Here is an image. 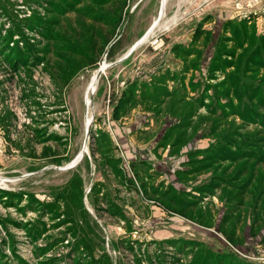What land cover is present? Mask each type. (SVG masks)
I'll return each mask as SVG.
<instances>
[{"label":"rangeland","instance_id":"obj_1","mask_svg":"<svg viewBox=\"0 0 264 264\" xmlns=\"http://www.w3.org/2000/svg\"><path fill=\"white\" fill-rule=\"evenodd\" d=\"M124 1L0 0V264H264V0Z\"/></svg>","mask_w":264,"mask_h":264},{"label":"crops","instance_id":"obj_2","mask_svg":"<svg viewBox=\"0 0 264 264\" xmlns=\"http://www.w3.org/2000/svg\"><path fill=\"white\" fill-rule=\"evenodd\" d=\"M134 1V0H133ZM157 1V0H156ZM180 1V0H179ZM183 1V0H182ZM188 1H192V3H196V2H199V0H188ZM140 2V0H137L136 1V6H139V4H141V5H143L144 3V1L143 0H141V2ZM148 3H149V1H148ZM152 3H154V2H152ZM160 3H161V0H160ZM165 3H166V0H165ZM165 3H164V6H165ZM146 3H145V7H146ZM135 6V7H136ZM143 6V7H144ZM144 7V8H145ZM160 7V6H159ZM136 11H133V10H130L129 11V13L127 14V17H126V21L128 20V21H130V20H132V18L134 17V14H136L135 13ZM159 13V12H158ZM208 14H210V13H208ZM153 15V14H152ZM164 15V11H163V14H162V16ZM133 16V17H132ZM157 16H159L160 17V14H158ZM157 16H151L152 17V19L150 20V22H151V25L153 24V21L156 19V18H158ZM187 17H189V19H190V21H192L191 23H189L188 24V26H186L185 25V23H182V25L180 26V27H171V29H169V30H171L170 31V33H166L165 34V37L166 38H164V39H166V40H162V44H164V48H165V50L167 51V52H171V53H173V51H172V47H173V45H175V44H182V45H188L189 44V42H191L192 41V38H193V32H194V29L196 28V26L198 25V23L200 22V20L201 19H196V21H194L195 19L194 18H196V17H198V13L196 12V11H192V12H188V16ZM157 21H158V19H157ZM164 21H166V23L168 24V25H171L172 23H174L173 22V19H172V17L171 18H168L167 20H164ZM206 23V22H205ZM204 23V24H205ZM203 24V25H204ZM150 25V26H151ZM155 25H156V23H155ZM206 25V24H205ZM154 28V27H153ZM143 33V32H142ZM142 33L140 34V35H142ZM170 34H172V40H169L168 39V37H169V35ZM143 35H145V34H143ZM201 38V37H200ZM143 40H145V39H143ZM142 40V41H143ZM142 41H138L137 42V44H136V46H138ZM166 41V42H165ZM194 42H196V41H194ZM193 42V43H194ZM135 43V42H134ZM134 43H132L128 48H127V50L124 52V54L122 55V56H120L118 59H116L114 62H111V63H109V65H111V64H113V63H118V62H121V63H123V62H125V61H128L129 60V54L132 52V50L134 49V48H136V46L128 53V54H126L127 52H128V50L132 47V45L134 44ZM127 58V59H126ZM164 58V57H163ZM162 58V61H163V64L164 65H167L168 64V62H169V59H170V55H168V57L166 58L165 57V59H163ZM181 59H177L176 60V62L175 63H177V62H179ZM106 63V62H105ZM170 64V63H169ZM100 67V66H99ZM169 67H171V66H169ZM173 68V67H172ZM105 69V68H104ZM97 71H98V69L96 70V73L95 74H97ZM96 83H97V80H98V76H96Z\"/></svg>","mask_w":264,"mask_h":264},{"label":"trees","instance_id":"obj_3","mask_svg":"<svg viewBox=\"0 0 264 264\" xmlns=\"http://www.w3.org/2000/svg\"><path fill=\"white\" fill-rule=\"evenodd\" d=\"M102 1H103V4H105V3H108L109 0H102ZM123 1H124V0H123ZM121 2H122V0H121ZM124 2H125V1H124ZM114 16H115V17H114ZM120 16H121V15H119L118 12H112V17H109V18L105 21V22H107V23L105 24V28L107 27V29L104 30L103 33H105L106 35H111L112 33H114L115 27H116V25H117V24L119 23V21H120ZM202 26H203V24L198 23V25H197L196 28L194 29L192 41L189 42V44H188L189 47H192L193 42H194V41H197V40L201 37V35L196 34V33H197V31L200 30V28H201ZM108 38H109V37L107 36L106 39H105V41H107ZM112 46H113V43L109 46V48H108V50H107V56H108V57H109V54L111 53V48H112ZM182 46H183V45L175 44V45H173V47H172V51H173L174 53H175L176 51L181 53V51L185 50V49L181 50V49H182ZM186 46H187V45H186ZM185 51H186V50H185ZM182 54L186 55L184 52H182ZM115 159H116V158H115ZM116 160H118V159H116ZM108 161H109V160H108ZM116 173H117V175H119L118 172H116ZM159 188L161 189V188H162V185H160ZM157 193H158V192H157ZM157 193H156V196L159 195V196H161L162 198H168V190H167V187L164 188V189L161 191L160 194H157ZM263 239H264V237H262L261 240H263Z\"/></svg>","mask_w":264,"mask_h":264},{"label":"bare ground","instance_id":"obj_4","mask_svg":"<svg viewBox=\"0 0 264 264\" xmlns=\"http://www.w3.org/2000/svg\"><path fill=\"white\" fill-rule=\"evenodd\" d=\"M164 3H165V0H161V3H160V7H159V13L160 14V17L162 16L163 14V10H164ZM158 17V16H157ZM166 22V21H165ZM155 23L156 25L158 24L157 23V18L153 21V24L152 26L148 29L147 33H145V35H143L139 40H143V39H146V37L148 36V34H150V32L153 30V27L155 26ZM165 26V25H164ZM100 67V71L101 73L104 71V68L107 67V64L103 61L100 63L99 65ZM98 68V69H99ZM96 72V71H95ZM94 74L90 77L89 79V82H88V88L86 89L85 93H86V96H85V104H86V107H87V112H86V115H85V126L88 125V123L90 124V121L92 120V116L90 115L89 113V106L91 105V95L92 93L95 91V88H96V76H98L97 74ZM87 87V86H86ZM84 93V94H85ZM85 150V148H84ZM81 152L83 153V149L81 150ZM81 152L78 153V156L73 160L71 161L69 164H67V166L70 165L73 166L78 160L79 158L82 156L81 155ZM65 166V167H67Z\"/></svg>","mask_w":264,"mask_h":264},{"label":"water","instance_id":"obj_5","mask_svg":"<svg viewBox=\"0 0 264 264\" xmlns=\"http://www.w3.org/2000/svg\"><path fill=\"white\" fill-rule=\"evenodd\" d=\"M137 42L138 41H136L133 45H132V47L128 50V52L126 53V54H128L135 46H136V44H137ZM100 74H101V71H100V68L98 69V71H97V75H98V77L100 76ZM89 131H90V128H89V123H88V125H86L85 126V138H84V142H83V148H85V152H87V150H86V144H87V141H88V135H89ZM83 153L81 152V155H82ZM81 158V157H80ZM79 158V159H80ZM67 166V165H66ZM70 167V165L69 166H67V167H65V168H69Z\"/></svg>","mask_w":264,"mask_h":264},{"label":"built area","instance_id":"obj_6","mask_svg":"<svg viewBox=\"0 0 264 264\" xmlns=\"http://www.w3.org/2000/svg\"><path fill=\"white\" fill-rule=\"evenodd\" d=\"M254 1H257V0H253V3H254ZM257 3H258V2H257ZM257 3H256V4H257ZM251 5H252V4H251L250 2L247 4V6H251ZM263 7H264V6H263ZM263 7H262V10H261L262 12H264V8H263Z\"/></svg>","mask_w":264,"mask_h":264}]
</instances>
